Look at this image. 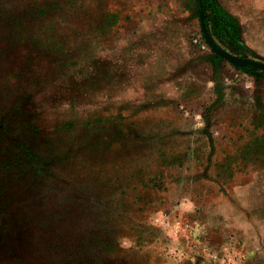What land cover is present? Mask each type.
Listing matches in <instances>:
<instances>
[{
  "label": "rangeland",
  "instance_id": "374dc122",
  "mask_svg": "<svg viewBox=\"0 0 264 264\" xmlns=\"http://www.w3.org/2000/svg\"><path fill=\"white\" fill-rule=\"evenodd\" d=\"M218 1L234 46L193 0H0V264H264V0Z\"/></svg>",
  "mask_w": 264,
  "mask_h": 264
},
{
  "label": "trees",
  "instance_id": "16d2710c",
  "mask_svg": "<svg viewBox=\"0 0 264 264\" xmlns=\"http://www.w3.org/2000/svg\"><path fill=\"white\" fill-rule=\"evenodd\" d=\"M197 9L204 13V20L211 35L223 44L234 46L239 41L236 19L219 3L218 0H193ZM201 4V7H200Z\"/></svg>",
  "mask_w": 264,
  "mask_h": 264
},
{
  "label": "water",
  "instance_id": "95a60500",
  "mask_svg": "<svg viewBox=\"0 0 264 264\" xmlns=\"http://www.w3.org/2000/svg\"><path fill=\"white\" fill-rule=\"evenodd\" d=\"M234 61H236V58H233Z\"/></svg>",
  "mask_w": 264,
  "mask_h": 264
}]
</instances>
